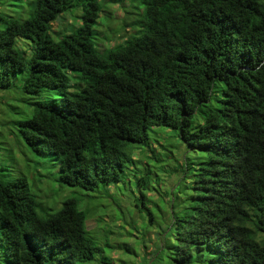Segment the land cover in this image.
Instances as JSON below:
<instances>
[{
    "label": "trees",
    "instance_id": "1",
    "mask_svg": "<svg viewBox=\"0 0 264 264\" xmlns=\"http://www.w3.org/2000/svg\"><path fill=\"white\" fill-rule=\"evenodd\" d=\"M107 2L124 3L8 0L9 12L0 9V88L20 74L23 93L52 97L34 103L17 133L56 165L60 188L108 193L124 177L134 179L133 205L144 211L147 229L148 161L168 176L178 173L153 259L166 247L169 264H190L193 251L198 264H264V0H128L139 9L122 8L127 39L111 47L97 32ZM74 8L76 24L51 26ZM161 129L192 158L171 162L173 150L152 140ZM6 159L0 264L91 260L98 247L77 207L83 197L49 201L44 178L31 191L19 170H5Z\"/></svg>",
    "mask_w": 264,
    "mask_h": 264
},
{
    "label": "rangeland",
    "instance_id": "2",
    "mask_svg": "<svg viewBox=\"0 0 264 264\" xmlns=\"http://www.w3.org/2000/svg\"><path fill=\"white\" fill-rule=\"evenodd\" d=\"M124 3L107 2L99 12V26L97 27L98 36L102 38L105 47H111L121 44L127 36H123L120 29L122 23L123 11L122 8L133 9L137 11L139 8L135 2L129 3L128 0H122ZM129 3V4H128ZM8 0L5 1V6L1 10L9 12L7 8ZM6 7V8H5ZM78 9L69 10L63 15H60L56 21L52 23L54 29H62L64 24H76V16ZM106 36V37H103ZM17 46L28 52L26 42L18 40ZM20 74H15L10 84L6 88H0V148L1 150L11 149L13 153L11 159L5 157L1 151L0 159H6L5 170L11 172H20L27 179L31 191H34L38 185L46 189L45 195L49 201L55 202L65 197H73L76 195L82 196L83 199L77 201V207L84 211L86 220L85 227L88 235L93 241V244L98 247L97 252L93 254V258L89 261L78 262L77 264H169L168 250L166 247L161 248L159 252L161 258L153 259L157 251V243L153 240L157 238V229L165 224L167 218V204L171 194L168 192L169 186L173 184L175 173L168 176L162 172L161 164L155 163L152 160L148 161L151 167L150 178L148 181L149 189H145L147 198V206L153 213L152 226L147 229L143 219L144 211L140 213L136 211L133 205L134 197L139 192L135 186L134 179L124 177L121 181L113 186L107 187L108 193L98 192H82L76 188L60 186L54 180L56 176V165L51 160H45L42 157H37L22 141L17 133L16 125L19 121L28 118L32 111L33 105L36 102L50 103L52 97L46 90H41L34 96L23 93L20 89L21 79ZM150 136L151 132L149 131ZM159 140L161 145L173 150L171 153V162L182 163L183 159H191L194 154L186 150L185 147L178 142L177 138L167 133L166 130H159ZM158 142V141H157ZM157 142H154V146ZM6 152V151H5ZM139 152L133 151L134 159L139 158ZM157 155V154H156ZM178 156V160L176 159ZM160 157L164 159V154L160 153ZM141 159L144 158L142 153ZM144 161H137L138 168L143 167ZM160 161V160H159ZM171 167L172 163L167 164ZM154 169V170H153ZM153 170V171H152ZM5 172V171H4ZM152 172V173H151ZM6 173V172H5ZM126 174H129L127 172ZM41 175V176H40ZM43 176V177H42ZM40 179L44 178L40 184ZM189 181V178H188ZM116 188V189H115ZM166 192V193H164ZM36 193V192H35ZM167 194V195H166ZM42 195V196H43ZM42 215V214H41ZM158 226V227H157ZM147 246V251H151L150 257H145L144 248ZM127 248L132 249L134 253H129ZM198 264L195 260L194 251L190 264Z\"/></svg>",
    "mask_w": 264,
    "mask_h": 264
}]
</instances>
